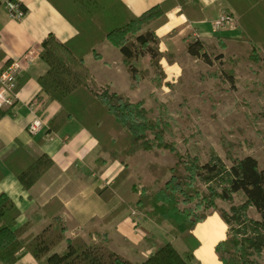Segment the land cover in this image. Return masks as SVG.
Instances as JSON below:
<instances>
[{
  "label": "trees",
  "instance_id": "1",
  "mask_svg": "<svg viewBox=\"0 0 264 264\" xmlns=\"http://www.w3.org/2000/svg\"><path fill=\"white\" fill-rule=\"evenodd\" d=\"M72 24L78 33L64 43L49 36L43 42L41 58L49 64L48 72L40 77L42 89L51 100L61 103V110L50 120L49 133L58 131L68 120L76 119L98 140L100 151L112 160H118L126 167L110 186L97 188L104 198L114 194V189L127 176L128 159L138 152H150L160 156L170 152L176 159L172 165L150 163L149 168L160 184L139 188V199L133 207L144 211L156 222L169 221L174 232L181 235L187 251L180 253L170 242L158 249L142 262H133L109 246L107 237L89 242L77 236L67 238V226L60 212L63 204L54 199L41 211H36L31 220L17 225L21 211L7 194L0 195V263L14 264L25 253H31L40 264H192L193 251L199 246L194 235L195 225L208 214L219 211L230 226V235L220 241L216 252L221 264H262L252 260V255L264 254V166L252 156H231L228 166L218 154H212L209 161L202 163L200 154L188 158L177 149L176 134L168 119L161 112L151 117V110L145 108L144 100L133 102L126 95L104 86L97 90L72 67L59 49L67 53L75 62L83 64L85 56L95 51L96 44L109 39L120 48L134 83L149 74L137 66V59L149 55L158 71L159 83L163 80V70L159 65L161 52L155 28L167 20V12L180 4L183 11L191 17L195 13L202 17L198 2L188 5L187 0H166L140 16L133 15L122 0H49ZM239 15L243 27L242 43L246 41L248 57L254 62L264 61V0H228ZM239 41V42H241ZM187 52L194 58L208 62L213 60L207 53V43L199 38L186 40ZM3 54L0 52V59ZM11 60L4 63L0 73L6 70ZM235 85V75L224 71ZM27 81V74H19V90ZM133 83V85H135ZM17 104L0 107V117L13 115ZM229 154L230 142H225ZM230 145V146H229ZM198 148V147H197ZM105 161L98 159L101 164ZM7 167L17 176L26 189L31 188L53 165L49 155L38 158L31 155L26 146L19 142L4 158ZM182 168L184 170H182ZM3 171L0 169V180ZM164 182V183H163ZM201 183L207 185L205 189ZM234 194H242L243 201L231 206V213L219 210L217 200H231ZM183 203L186 207H181ZM193 206H190L192 205ZM122 204L112 214L125 208ZM208 209L207 212H200ZM254 209L257 217L250 215ZM52 218L41 232L24 234L34 222ZM237 223L233 228L232 223ZM63 241V250L57 248Z\"/></svg>",
  "mask_w": 264,
  "mask_h": 264
},
{
  "label": "crops",
  "instance_id": "2",
  "mask_svg": "<svg viewBox=\"0 0 264 264\" xmlns=\"http://www.w3.org/2000/svg\"><path fill=\"white\" fill-rule=\"evenodd\" d=\"M18 1L27 10L22 19L12 18L5 8V0H0V52L3 54L0 69L9 60L19 61L22 75L27 74V81L17 90L13 115L0 117V169L3 171L0 195H9L19 207L21 214L17 225L31 220L36 211H41L50 201L58 199L63 204L60 216L67 226V238L80 236L89 242H96L106 236L113 250L133 262L144 261L159 246L168 242L180 253L187 251L186 243L181 235L174 232L169 221L156 222L132 205L140 196V191L136 192L134 185L141 188L151 186L149 180L156 182L149 164L161 163L160 156L141 151L130 157L127 176L114 189L111 197L104 198L97 188L112 185L126 164L102 153L98 140L76 119L68 120L53 134L48 132L50 120L61 110L62 105L50 99L39 81L50 68L40 55L43 42L49 36H54L58 42L64 43L76 36L78 29L49 0ZM122 1L133 15L140 16L166 0ZM186 2L190 6L198 2L202 17H199V12L193 15L195 17L189 16L177 4L167 12L166 22L155 28L162 54L159 60L163 70L161 84L160 75L149 55L139 57L136 62L139 69L148 70L149 74L134 83L120 48L109 39L96 44L95 51L100 57L90 52L83 64L75 62L64 50L59 51L94 89L108 86L132 101L144 100L146 104L149 94L159 98L160 93L182 79L186 60L192 57L187 52L188 38H199L207 43V47L228 48L233 43L249 47L246 41L244 44L241 41L244 30L239 23L238 13L228 0ZM224 12H233L236 24L215 29L213 21ZM30 51L34 59L27 62L23 57ZM35 115L45 121V127L39 133L32 134L28 127ZM19 142L35 158L47 154L53 161V165L29 189L23 187L4 162L6 155ZM101 157L105 161L100 164L98 159ZM122 204L127 206L112 214ZM51 222V217L34 222L24 236L41 232ZM230 232L229 224L216 210L198 222L193 233L200 242L193 251L192 264H221L216 246L228 238ZM66 245L67 241H63L57 249L63 250ZM14 264L40 263L31 253H25Z\"/></svg>",
  "mask_w": 264,
  "mask_h": 264
},
{
  "label": "rangeland",
  "instance_id": "3",
  "mask_svg": "<svg viewBox=\"0 0 264 264\" xmlns=\"http://www.w3.org/2000/svg\"><path fill=\"white\" fill-rule=\"evenodd\" d=\"M246 49L247 46L237 43L228 48L208 45L212 62L191 57L186 60L182 79L160 93L159 98L149 94L145 108L151 110V117L160 112L168 117L176 134L177 149L185 158L198 150L202 163L209 161L212 154H218L230 166L232 155H252L264 166V61L254 62ZM260 55L263 57L264 53ZM225 70L234 73L235 85ZM226 141L232 143L230 154ZM159 159L160 164L176 163L170 152H162ZM148 183L154 189L160 186L155 180ZM201 184L207 189V185ZM242 201V194H234L229 201L219 198L217 206L231 213V206ZM250 215L258 216L254 209H250ZM232 226L236 228L237 223L233 222ZM251 259L264 264V254L252 255Z\"/></svg>",
  "mask_w": 264,
  "mask_h": 264
},
{
  "label": "built area",
  "instance_id": "4",
  "mask_svg": "<svg viewBox=\"0 0 264 264\" xmlns=\"http://www.w3.org/2000/svg\"><path fill=\"white\" fill-rule=\"evenodd\" d=\"M4 5L12 18L22 19L27 14V10L18 0H5ZM235 24L236 17L233 12H224L213 21L215 29H222ZM23 59L27 62L33 61V53L31 51L26 53ZM19 65V61H14L6 70L0 73V107L4 104H12L14 99L17 98L18 76L22 73ZM44 127L45 121L40 116L35 115L28 129L32 134H37Z\"/></svg>",
  "mask_w": 264,
  "mask_h": 264
},
{
  "label": "bare ground",
  "instance_id": "5",
  "mask_svg": "<svg viewBox=\"0 0 264 264\" xmlns=\"http://www.w3.org/2000/svg\"><path fill=\"white\" fill-rule=\"evenodd\" d=\"M211 224V223H210ZM201 227V226H200ZM199 231V230H198ZM197 232V231H196ZM202 234V233H201ZM213 243V242H212ZM205 250V249H204ZM203 252V251H202Z\"/></svg>",
  "mask_w": 264,
  "mask_h": 264
}]
</instances>
